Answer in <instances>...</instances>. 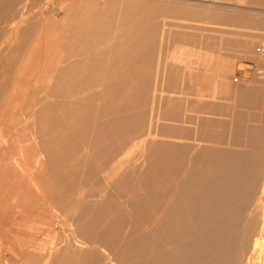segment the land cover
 <instances>
[{
	"label": "rangeland",
	"instance_id": "rangeland-1",
	"mask_svg": "<svg viewBox=\"0 0 264 264\" xmlns=\"http://www.w3.org/2000/svg\"><path fill=\"white\" fill-rule=\"evenodd\" d=\"M68 1L0 0V264H264V0Z\"/></svg>",
	"mask_w": 264,
	"mask_h": 264
},
{
	"label": "bare ground",
	"instance_id": "bare-ground-1",
	"mask_svg": "<svg viewBox=\"0 0 264 264\" xmlns=\"http://www.w3.org/2000/svg\"><path fill=\"white\" fill-rule=\"evenodd\" d=\"M68 1V0H67ZM69 2V1H68ZM210 3H212V4H214L215 2L214 1H210ZM66 4H68V3H66ZM80 4V3H79ZM98 4V3H97ZM210 5V4H209ZM214 6V5H213ZM68 12V11H67ZM96 12H98V11H96ZM78 13V12H77ZM77 13H76V15H77ZM85 13V12H84ZM84 13H83V15H84ZM87 13V12H86ZM108 13V12H107ZM66 14V13H65ZM70 14V13H69ZM109 14V13H108ZM112 14V13H111ZM119 14H120V12H119ZM82 15V16H83ZM116 16V15H115ZM67 17V16H66ZM78 17V16H77ZM120 17V16H119ZM119 17H117V18H119ZM82 18V17H81ZM80 18V19H81ZM110 18V17H109ZM96 21H97V19H96ZM65 26V25H64ZM117 26V25H116ZM163 26V25H162ZM105 27V26H104ZM163 28V27H162ZM79 31V30H78ZM98 31V30H97ZM83 32V31H82ZM79 33V32H78ZM83 35V34H82ZM92 35V34H91ZM89 36V35H88ZM79 37V36H78ZM92 37V36H91ZM112 37V36H111ZM114 37V36H113ZM53 38V37H52ZM81 38V37H80ZM82 40H83V38H81ZM88 39V38H87ZM53 40H54V38H53ZM93 42V41H92ZM57 43V42H56ZM83 43V42H82ZM98 43V42H97ZM81 44V43H80ZM92 44V43H91ZM84 45V44H83ZM87 45V44H86ZM93 45V44H92ZM76 47H77V45H76ZM176 47V46H175ZM111 48V47H110ZM79 49V48H78ZM92 50H94V49H92ZM83 51V53H84V50H82ZM95 51H97V50H95ZM86 52V51H85ZM76 53V52H75ZM85 54V53H84ZM104 54V53H103ZM66 55V54H65ZM135 55V54H134ZM83 56H85V55H83ZM88 57H90V58H93V57H95L96 58V56H94L93 54H91V51H90V53H88V55H87ZM136 56V55H135ZM71 57V56H70ZM114 57V56H113ZM48 59H55V61H61V56H60V53H58V52H54L53 51V53L51 52V53H49V56L47 57ZM112 58V57H111ZM64 59V58H63ZM103 58H102V56H101V60H102ZM88 60V59H87ZM108 60H109V58H108ZM63 62H64V60H63ZM92 62V61H91ZM101 62V61H100ZM115 62V61H114ZM95 63V62H94ZM96 63H97V61H96ZM214 66V65H213ZM202 67V66H201ZM203 68V67H202ZM215 68V67H214ZM84 137V136H83ZM91 145V144H90ZM53 148V147H52ZM94 245V246H93ZM88 246H90V247H94L95 249H99V248H102L101 246H97V244H95V243H88ZM88 246H86L85 244H81L80 246H79V248L80 249H87V247ZM103 250H107L108 251V249H106V247L105 248H103ZM106 251V252H107ZM113 260V259H112ZM116 260V259H115ZM114 262V261H113ZM115 262H117V261H115ZM21 264H24V263H21Z\"/></svg>",
	"mask_w": 264,
	"mask_h": 264
}]
</instances>
